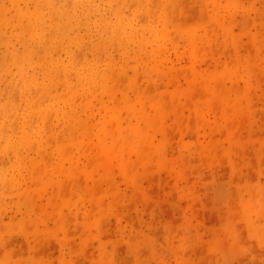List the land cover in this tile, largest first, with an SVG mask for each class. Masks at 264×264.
Segmentation results:
<instances>
[{
  "label": "rangeland",
  "instance_id": "rangeland-1",
  "mask_svg": "<svg viewBox=\"0 0 264 264\" xmlns=\"http://www.w3.org/2000/svg\"><path fill=\"white\" fill-rule=\"evenodd\" d=\"M0 264H264V0H0Z\"/></svg>",
  "mask_w": 264,
  "mask_h": 264
}]
</instances>
